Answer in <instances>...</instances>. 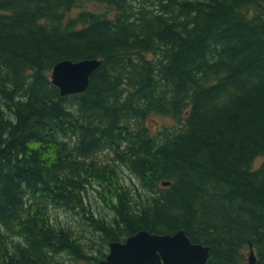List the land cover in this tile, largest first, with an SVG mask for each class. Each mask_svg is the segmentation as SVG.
Masks as SVG:
<instances>
[{
  "label": "trees",
  "instance_id": "16d2710c",
  "mask_svg": "<svg viewBox=\"0 0 264 264\" xmlns=\"http://www.w3.org/2000/svg\"><path fill=\"white\" fill-rule=\"evenodd\" d=\"M85 58L86 90L59 95L53 65ZM140 229L264 264V0H0V264H93Z\"/></svg>",
  "mask_w": 264,
  "mask_h": 264
},
{
  "label": "water",
  "instance_id": "95a60500",
  "mask_svg": "<svg viewBox=\"0 0 264 264\" xmlns=\"http://www.w3.org/2000/svg\"><path fill=\"white\" fill-rule=\"evenodd\" d=\"M101 61L97 58H85L78 61L63 59L55 63L50 70V79L59 89V95L81 93L86 90L90 75ZM170 181H162L168 186ZM249 264H255V250L251 242L247 244ZM109 253L99 264H206L210 246L192 242L184 229L173 233H152L140 229L126 237L123 243L111 241Z\"/></svg>",
  "mask_w": 264,
  "mask_h": 264
},
{
  "label": "rangeland",
  "instance_id": "374dc122",
  "mask_svg": "<svg viewBox=\"0 0 264 264\" xmlns=\"http://www.w3.org/2000/svg\"><path fill=\"white\" fill-rule=\"evenodd\" d=\"M104 5L99 4V3H85L84 5H82L81 7H77L72 9V11L70 12L71 14L75 13L77 10L79 9H89V10H93V11H102L104 8ZM167 123H171V120L168 118H162L159 116H150L147 120H146V124L147 127L150 128L152 131L156 130L158 127H160L162 124H167ZM259 164V160L256 161L255 165ZM120 174H121V179L123 184L125 185V187L128 189H130V191H132L133 197L134 198H138V196L144 195L146 194V191H144V189H141V185L139 183V181L137 180L136 177H133L134 175L127 169V168H121L120 170ZM94 194V195H93ZM96 196V197H95ZM90 197H91V202L93 203L95 210L97 211L96 215L98 217H103L106 220H110L111 219V210H109L104 203L97 197V195L93 192L90 193ZM52 213L55 215H58V217L63 221L66 222V224L68 223L70 226H72V228L76 229V230H80L82 231V235L86 236V227H84V221L81 220V217L77 216H73L74 214L72 213H68V212H64L61 210H55L52 209L51 210ZM88 236V235H87ZM87 238V237H86ZM103 248H101V250H99L100 252L94 251L91 254L95 255L98 257V261L101 260L103 258L102 253L103 252H107L105 250V248L102 250ZM248 249H245V253H248ZM90 254V255H91ZM65 256V255H64ZM89 260H70V264H92L88 262ZM97 261V262H98ZM97 262H94L93 264H98Z\"/></svg>",
  "mask_w": 264,
  "mask_h": 264
},
{
  "label": "flooded vegetation",
  "instance_id": "af4514ba",
  "mask_svg": "<svg viewBox=\"0 0 264 264\" xmlns=\"http://www.w3.org/2000/svg\"><path fill=\"white\" fill-rule=\"evenodd\" d=\"M131 235V234H130ZM129 236V235H128ZM127 235H125V236H123V237H121L119 240H113V239H110V238H108V241H107V243H106V245H105V250L107 251V252H104L105 253V255L103 256V258L102 259H105V257H106V255L109 253V243L111 242V241H118V242H121V243H123L124 241H125V239H126V237H128ZM248 244H249V242H248ZM248 250H249V246H248ZM254 250H255V257L257 258V260H256V262H255V264H257V262H258V260H259V255H258V252H257V250L254 248ZM247 254L248 253H245L244 252V256H243V258L241 259L242 260V262L244 263V264H249V262H248V259H247ZM101 259V260H102ZM100 261V260H99ZM98 261V262H99ZM97 262V263H98ZM99 264V263H98Z\"/></svg>",
  "mask_w": 264,
  "mask_h": 264
}]
</instances>
